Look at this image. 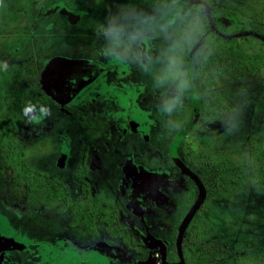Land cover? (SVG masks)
<instances>
[{
  "label": "rangeland",
  "instance_id": "374dc122",
  "mask_svg": "<svg viewBox=\"0 0 264 264\" xmlns=\"http://www.w3.org/2000/svg\"><path fill=\"white\" fill-rule=\"evenodd\" d=\"M101 1L102 6L106 5L101 15L102 26L105 23L108 28L116 25L121 37L137 43L146 35L156 39V53L142 74V79L156 89L174 88L172 92L175 93L187 89L184 60L189 52L188 64L194 70L193 83L200 112H203L201 121L188 133L178 152L196 163L211 189L208 202L191 225L192 239L219 252L214 264H264V68L248 72L217 65L213 74L209 71L202 73L203 76L210 75L214 81L210 88L201 80L202 76L195 73L200 48L216 47L219 37L233 38L228 44L239 51H264V32L253 31L259 24H264V0ZM29 7L28 0H0V122L5 121L10 106L13 107L16 101L23 102L14 118L8 120V125L12 140L24 154V162L13 166L12 150L0 148V213L21 224L23 231L31 232L32 229L35 235L31 237L35 240L49 243L52 238L43 234L49 229L56 231V236H62L64 231L60 232V228L68 226L65 220L68 216L61 197L54 190L44 189L49 184L38 175V171L49 177L56 175L55 161L62 143L60 134L65 131L73 142L77 125L60 116L51 130L42 132L40 127L44 121L33 126L28 113L32 104L41 99L40 72L46 61L44 55H87L80 39L61 44L58 34H54L56 31L51 37H42L36 30L31 38L34 19ZM223 16L235 23L221 27L219 18ZM48 23H52L55 30L60 29L59 33L68 28L59 16L42 21L43 26ZM181 27L184 28L177 31L176 28ZM24 55L26 58H21ZM113 60L118 61V57L114 56ZM115 93L98 83L81 102L99 96L103 100L98 105L101 111H116L123 100ZM175 93L156 95L143 88L132 92L130 97L141 113L148 114L166 97L177 98ZM7 97L12 98L9 103ZM170 101V110L158 125L161 137L165 139V150L178 131L192 119L188 100L177 106H171ZM207 118L209 122L204 120ZM82 135L92 143L99 138L100 132L93 129L82 132ZM157 142L158 146L151 147L155 154L153 158L144 157V162L152 168L159 165L161 155L167 157L162 154L164 142L160 136ZM106 158L115 160L109 153ZM203 161L208 164L207 169L206 165L202 166ZM106 164L109 165L107 169H113L108 170L110 177L116 178V170L111 163ZM61 176L68 177V174L64 172ZM191 191L181 194L180 215L197 199V191ZM155 227L171 233L166 241L173 248L167 260L176 261L177 225L157 221ZM146 229L141 238L142 254L125 256L128 261L125 264H161L158 249L149 243V239H156L155 232L151 226ZM162 234L163 238L167 235ZM187 264H196L195 258L189 257Z\"/></svg>",
  "mask_w": 264,
  "mask_h": 264
},
{
  "label": "flooded vegetation",
  "instance_id": "af4514ba",
  "mask_svg": "<svg viewBox=\"0 0 264 264\" xmlns=\"http://www.w3.org/2000/svg\"><path fill=\"white\" fill-rule=\"evenodd\" d=\"M28 1L29 11L34 19L31 38H34L33 32L36 30L40 31L42 37H51L56 31L54 34H58L61 44H68L70 39H80L84 54L87 55L82 57L62 53L50 57L44 55L43 59L45 58L46 61L40 72V80L42 71L56 56L96 61L101 64L102 72L100 77L92 81L67 104H60L52 99L42 85L41 99L38 97L40 100L32 104L28 113L31 122L34 123L33 126L44 121L40 127L42 132L51 130L60 116L77 125V134L73 142L65 131L60 134L62 143L60 154L55 161L58 168L56 175L49 177L38 171V175L49 184V187L45 186L44 189L49 192L54 190V193L61 197V203L68 216L65 218L68 226L60 228V232L64 231L62 236H56V231L46 230L43 235L52 238L46 243L44 240L38 241L32 238L31 236L35 235L32 229L29 230L31 232L23 231L21 224L13 222L9 216L5 218V215L0 213L3 223L1 231L9 239L7 241L0 239V264H125L128 262L126 258L124 259L125 256L130 257L133 253L142 254L144 245L141 244V238L148 226H151L152 232H155L153 236L156 239H149V243L158 249L161 264L164 261L168 264L179 263L177 248L179 226L197 201L196 199L192 202L180 215L178 209L182 204L181 194L189 193L191 190V192L197 191L198 198L199 191L195 183L177 167L174 154L200 179L206 192L204 202L187 224L182 236L181 255L183 264H187L189 257H194L193 247L197 243L192 239L191 225L208 202L207 196L211 191L205 175L201 174L196 163L189 156L180 155L178 152L188 133L196 127L199 120L201 121L203 112H200L199 97L193 83L194 70L188 64L189 52L187 51L184 60L187 89L180 93L172 92L175 91L174 88L158 90L153 84L142 79L147 64L152 61L156 53V39L146 35L137 43L128 37H121L120 33L115 41L111 37H106L104 29L108 27L106 23L101 25V15L106 5L102 6L101 0ZM53 16L64 19L68 27L64 32L59 33L60 29L55 30L52 23L42 25L43 20ZM224 18V16L219 18L221 27L230 26L225 24ZM183 28L176 29L180 31ZM258 29L253 31L264 32V24L261 26L259 24ZM181 44L183 45L182 42ZM87 47H90L89 50L86 49ZM205 47L207 46L202 48ZM192 48L194 49V46ZM114 56L118 57V61L113 60ZM34 61L35 59L29 63ZM121 68H123L122 72ZM195 73L200 74L198 70ZM98 83L105 90L116 92L118 99L123 100L119 109L108 113L101 111L98 105L103 103V100L99 96L81 102V99L86 98L88 92ZM143 88L156 95L166 92L175 93L178 98V102L174 104L176 106L184 104L186 100L189 101L192 119L178 131L167 145V150L158 125L167 116L166 109L173 98L166 97L158 107L151 108L148 114H143L130 97L132 92ZM206 112L209 113V110ZM204 120L210 121L209 118ZM93 129L99 131L100 135L91 143L82 132ZM182 131H185V134L175 148L173 145ZM159 136L164 142L162 154H167V157L163 158L161 155L159 165L152 168L144 162V157L153 158L155 154L151 151V147L158 146ZM107 153L115 160L107 159ZM108 162L116 170V178L110 177L108 170L113 169H107ZM202 164L203 167L206 165L207 169L206 161ZM64 172L68 177L61 176ZM58 173L60 175H57ZM164 187L166 188L163 189ZM169 211L170 214L167 215ZM157 221L177 225L174 243L177 260L174 262L167 260L173 248L167 242L171 233L157 229L155 227ZM162 232L167 234L164 238ZM13 239H18L19 242H13ZM153 241H159L163 247L154 245Z\"/></svg>",
  "mask_w": 264,
  "mask_h": 264
},
{
  "label": "water",
  "instance_id": "95a60500",
  "mask_svg": "<svg viewBox=\"0 0 264 264\" xmlns=\"http://www.w3.org/2000/svg\"><path fill=\"white\" fill-rule=\"evenodd\" d=\"M224 22L226 25H231L234 23L233 20H230L227 17L224 18ZM101 72L102 66L96 61L56 56L50 60V62L42 71L41 83L48 91V94L52 99L60 104H67L72 102L92 81L94 82L98 77H100ZM195 115L197 117V111ZM184 134L185 131L180 133L173 147L176 148ZM174 161L180 171L195 183L199 191L197 201L179 226L177 248L180 262L177 264H183V258L181 255L182 236L187 224L204 202L206 198V192L200 179L184 165V163L178 158L176 154H174ZM2 224L3 223L0 218V230L2 228ZM152 243L154 245H161L163 247V244L159 241H153ZM163 259L165 260L164 254ZM163 264L168 263L164 261Z\"/></svg>",
  "mask_w": 264,
  "mask_h": 264
},
{
  "label": "trees",
  "instance_id": "16d2710c",
  "mask_svg": "<svg viewBox=\"0 0 264 264\" xmlns=\"http://www.w3.org/2000/svg\"><path fill=\"white\" fill-rule=\"evenodd\" d=\"M233 38L226 39L219 37L216 39V47L207 46L205 49H201L198 57L196 58V70L200 73L201 80L209 87L214 83L210 79V75L203 77L202 73L209 71L213 74L215 67L228 66L231 68L244 69L248 72H254L256 70L264 68V51L257 53H248L239 51L237 48L228 44V41H232ZM227 43V44H225ZM7 103L12 98L7 97ZM23 105V102L16 101L11 110L6 115V119L0 122V148L8 147L12 150L13 154L11 159L13 166L23 163L24 154L17 143L11 138L10 128L8 120L14 118L15 111ZM242 177V176H241ZM243 181V180H242ZM194 258L196 264H214V260L219 257V252L216 249L208 247L204 243H195L193 247ZM241 260H238V262Z\"/></svg>",
  "mask_w": 264,
  "mask_h": 264
},
{
  "label": "clouds",
  "instance_id": "9594fccd",
  "mask_svg": "<svg viewBox=\"0 0 264 264\" xmlns=\"http://www.w3.org/2000/svg\"><path fill=\"white\" fill-rule=\"evenodd\" d=\"M104 34L106 37H111L113 41H115L119 36L118 26L112 25L107 29H104ZM178 102V98H173L172 101H170L171 105H174ZM166 110H170V107Z\"/></svg>",
  "mask_w": 264,
  "mask_h": 264
},
{
  "label": "bare ground",
  "instance_id": "6f19581e",
  "mask_svg": "<svg viewBox=\"0 0 264 264\" xmlns=\"http://www.w3.org/2000/svg\"><path fill=\"white\" fill-rule=\"evenodd\" d=\"M0 239L5 240V241L9 240L8 236L1 230H0ZM10 240H12V238ZM15 241H16V243L19 242L18 239H16V240L13 239V242H15Z\"/></svg>",
  "mask_w": 264,
  "mask_h": 264
}]
</instances>
